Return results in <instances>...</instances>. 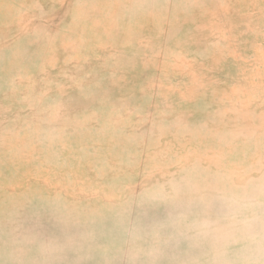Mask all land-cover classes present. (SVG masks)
Here are the masks:
<instances>
[{
	"label": "rangeland",
	"instance_id": "obj_1",
	"mask_svg": "<svg viewBox=\"0 0 264 264\" xmlns=\"http://www.w3.org/2000/svg\"><path fill=\"white\" fill-rule=\"evenodd\" d=\"M0 264H264V0H0Z\"/></svg>",
	"mask_w": 264,
	"mask_h": 264
}]
</instances>
